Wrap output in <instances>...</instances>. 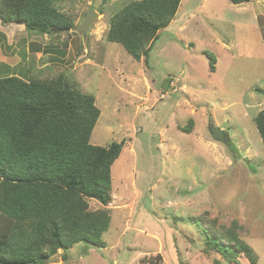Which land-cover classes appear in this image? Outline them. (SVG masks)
<instances>
[{"label":"rangeland","instance_id":"1","mask_svg":"<svg viewBox=\"0 0 264 264\" xmlns=\"http://www.w3.org/2000/svg\"><path fill=\"white\" fill-rule=\"evenodd\" d=\"M128 1L55 0L73 26L44 34L0 19V77L65 76L100 110L90 142L124 141L110 168L105 246L79 242L43 264H251L204 243L201 226L235 220L264 264V140L254 123L264 109V0H181L146 60L106 40ZM91 11L80 37L73 27Z\"/></svg>","mask_w":264,"mask_h":264},{"label":"trees","instance_id":"2","mask_svg":"<svg viewBox=\"0 0 264 264\" xmlns=\"http://www.w3.org/2000/svg\"><path fill=\"white\" fill-rule=\"evenodd\" d=\"M53 1L0 0V19L4 24L24 22L26 30L42 34L53 32L52 25L69 29L72 22ZM180 4L130 0L109 17L106 40L134 59L146 60L159 30L172 21ZM99 115L95 97L63 75L0 77V264H43L58 249L79 242L105 246L101 236L111 220L110 168L124 141L104 146L90 142ZM254 123L264 140V109ZM191 124L192 119L185 129ZM89 199L100 207L91 209ZM211 224L210 229L198 224L208 250L228 261L241 252L256 263L252 249L236 233V220L226 230Z\"/></svg>","mask_w":264,"mask_h":264},{"label":"water","instance_id":"3","mask_svg":"<svg viewBox=\"0 0 264 264\" xmlns=\"http://www.w3.org/2000/svg\"><path fill=\"white\" fill-rule=\"evenodd\" d=\"M94 14H96V12L91 11V13L86 16L85 20H83L80 24L74 26V30L80 35V37H82L85 34V31L87 30L91 20L93 19ZM10 24L15 25L16 27H19V29L25 28L24 22H11ZM55 30L61 31V30H65V28L52 25V31H55ZM52 257H55L56 261L59 260V255L57 252L50 255L46 260L49 261V259H51Z\"/></svg>","mask_w":264,"mask_h":264},{"label":"crops","instance_id":"4","mask_svg":"<svg viewBox=\"0 0 264 264\" xmlns=\"http://www.w3.org/2000/svg\"><path fill=\"white\" fill-rule=\"evenodd\" d=\"M255 15H256V14H255ZM8 25H11V24H8ZM12 34H13V32H12V33L8 32V35H9L10 37H12Z\"/></svg>","mask_w":264,"mask_h":264},{"label":"clouds","instance_id":"5","mask_svg":"<svg viewBox=\"0 0 264 264\" xmlns=\"http://www.w3.org/2000/svg\"><path fill=\"white\" fill-rule=\"evenodd\" d=\"M76 26V25H75ZM63 28V27H62ZM73 29H74V27H73ZM65 30H67V29H65ZM95 200V199H94ZM100 204V203H99ZM56 253V252H55Z\"/></svg>","mask_w":264,"mask_h":264}]
</instances>
